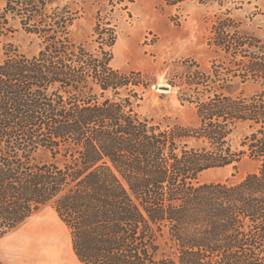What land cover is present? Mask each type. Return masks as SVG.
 <instances>
[{"label":"trees","instance_id":"trees-1","mask_svg":"<svg viewBox=\"0 0 264 264\" xmlns=\"http://www.w3.org/2000/svg\"><path fill=\"white\" fill-rule=\"evenodd\" d=\"M3 1L0 38L13 15L40 49L8 42L0 62V239L51 205L86 264H264V91L237 92L264 80L263 40L220 16L211 69L171 83L197 123L164 124L136 109L145 74L112 65L111 15L135 0H92L89 44L68 4ZM246 157L259 166L240 182L200 180Z\"/></svg>","mask_w":264,"mask_h":264},{"label":"rangeland","instance_id":"rangeland-1","mask_svg":"<svg viewBox=\"0 0 264 264\" xmlns=\"http://www.w3.org/2000/svg\"><path fill=\"white\" fill-rule=\"evenodd\" d=\"M170 1L135 0L129 8L118 7L112 13V24L118 31L112 65L145 74L149 86L136 102L142 117L164 124L195 125L198 118L195 105L183 100L180 87L171 83L179 81L189 65L196 63L204 71L211 69L217 54L208 42L220 16L234 18L240 24L241 32L255 34L264 42V0H224L223 4L219 0ZM60 2L61 6L68 4L78 10L79 18L72 26V34L76 40L89 44L97 20V6L92 5V0ZM0 6H4L3 0H0ZM9 19L13 29L0 38V62L6 57L4 45L8 42H14L22 52L36 54L40 49L38 41L22 28L19 18L9 15ZM241 91L248 95L264 91V80L239 84L237 92ZM37 158L47 160L49 155L40 151ZM258 166L257 161L246 157L236 166L207 170L200 180L237 183ZM14 239L39 244L37 255L25 264H46L50 258L53 261L47 264H81L72 248L70 230L51 205L42 207L2 238L0 255L2 248L8 247ZM48 249H51V255L46 252Z\"/></svg>","mask_w":264,"mask_h":264},{"label":"crops","instance_id":"crops-1","mask_svg":"<svg viewBox=\"0 0 264 264\" xmlns=\"http://www.w3.org/2000/svg\"><path fill=\"white\" fill-rule=\"evenodd\" d=\"M11 232H9V233H11ZM4 237H2V238H4ZM34 242L35 241H32V240H28L25 242L24 241H18L16 239L11 240V242L8 244V247L2 248V252L0 255V262L4 263V264H25V262L27 260L32 261L33 260L32 256L37 255V252L40 249V247L38 246L39 244L37 245ZM46 245H48V244L46 243ZM72 248H73V246H72ZM46 252L48 253V255H51V249L46 250ZM75 255H76V253H75ZM76 257H77V255H76ZM41 259H43V258H41ZM77 259L81 264H86V263L82 262L78 257H77ZM52 261L53 260H51V258H50V260L47 263H49V262L52 263Z\"/></svg>","mask_w":264,"mask_h":264},{"label":"water","instance_id":"water-1","mask_svg":"<svg viewBox=\"0 0 264 264\" xmlns=\"http://www.w3.org/2000/svg\"><path fill=\"white\" fill-rule=\"evenodd\" d=\"M159 88V87H158ZM163 89H168V87H162Z\"/></svg>","mask_w":264,"mask_h":264}]
</instances>
